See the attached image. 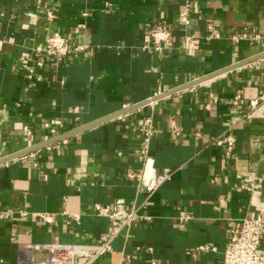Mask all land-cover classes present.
<instances>
[{"label":"crops","instance_id":"0c3cea01","mask_svg":"<svg viewBox=\"0 0 264 264\" xmlns=\"http://www.w3.org/2000/svg\"><path fill=\"white\" fill-rule=\"evenodd\" d=\"M157 26L171 33L159 52L144 47ZM53 32L84 50L57 65L43 54ZM257 35L264 0H0V264H45L34 244L97 243L111 222L95 206L116 199L151 220L95 264H224L230 229L264 198V182L242 188L264 176V105L242 121L232 104L264 91L263 66L246 63L264 52ZM188 36L200 39L192 53ZM213 75L150 103L159 88ZM52 121L61 122L54 137L100 123L47 144ZM225 132L236 139L231 159L214 144ZM143 151L149 174L173 172L149 199L129 177L145 168ZM179 210L192 219L179 222Z\"/></svg>","mask_w":264,"mask_h":264},{"label":"built area","instance_id":"2783aa9c","mask_svg":"<svg viewBox=\"0 0 264 264\" xmlns=\"http://www.w3.org/2000/svg\"><path fill=\"white\" fill-rule=\"evenodd\" d=\"M191 5L188 3L184 9L179 13V16L185 18L190 11ZM219 34H213L207 37L219 38ZM245 37H234L235 40H239ZM255 39L259 40L264 50V37L259 35L255 36ZM171 33L161 26L155 27L149 35L145 38V48L151 47L155 51H163L170 46ZM186 47L192 53L198 49L200 39L196 36H188L185 41ZM84 46H74L70 43L69 39L60 34L59 32H53L46 39L45 48L43 54L57 65L62 64L72 53H78L84 50ZM264 68V52L258 57L254 58L255 62ZM250 62V63H251ZM39 67H42L43 63L39 61L37 63ZM27 67V66H26ZM201 79H196L199 81ZM167 89L166 87L159 88L157 93L154 94L150 99V103L159 100L167 93L171 95L178 93L182 90L189 89L196 85ZM187 87V88H185ZM180 89V90H179ZM178 90V91H177ZM168 95V96H171ZM166 96V97H168ZM232 104L240 108L239 117L242 121H251L254 113L264 105V91L251 99H244L237 95L232 100ZM61 126L60 121H52L44 125V129L48 130L53 137L57 135V127ZM139 130L145 135L146 141L153 135L152 120L150 118H143L138 121ZM78 129H75L76 131ZM73 131H71L72 133ZM67 134V133H66ZM65 134V135H66ZM64 135V134H63ZM63 135L58 137H52V141L47 144H52L55 140L61 138ZM28 136L31 133L28 132ZM200 134L197 133L196 137ZM63 139H66L64 137ZM62 139V140H63ZM214 144L224 149L225 156L231 159L235 156L236 139L231 133L225 132L221 136L214 139ZM262 145L264 148V134L262 136ZM145 168L138 173H132L129 175L130 178L136 179L138 185L145 190L146 198L149 199L154 195L159 188L172 177L173 172L171 170H164L161 174L152 173L149 174L146 169L147 157L146 151L142 152ZM264 182V176H257L251 183L243 185L242 188L254 192L255 189L261 187ZM143 205H137L134 201L127 202L125 199H116L112 205H96L95 212L97 215L106 217L111 222V228L108 235H104L101 239L94 244H34L32 245V251L44 252L46 259L45 264H95L102 257L109 254L112 251V244L120 236H123L127 240L130 236V230L136 223L150 221L151 218L142 212ZM21 213V216H24ZM3 215L0 213V218ZM40 219L43 223L50 224L54 220V216L50 214H40ZM192 217L184 210H179L177 220L181 223H187ZM240 226L231 228L229 231V240L225 249L224 264H264V257L260 253V247L264 240V198L260 201L255 213L250 216L244 217L240 221ZM201 249H207V247H201ZM129 259V257H126Z\"/></svg>","mask_w":264,"mask_h":264},{"label":"water","instance_id":"95a60500","mask_svg":"<svg viewBox=\"0 0 264 264\" xmlns=\"http://www.w3.org/2000/svg\"><path fill=\"white\" fill-rule=\"evenodd\" d=\"M251 61H253V60H250V61H247L246 63H250ZM246 63H244V64H246ZM238 66H240V65H238ZM237 66H235V67H230V69H227V70H225V71H229V70H232V69H235ZM216 75H213V76H211V77H208V78H204V79H201V80H199V81H195L194 83H191L189 86H187V87H190L191 85H195V84H197V83H200V82H203V81H205V80H208V79H210V78H213V77H215ZM187 87H185V88H187ZM180 90V89H179ZM178 91V90H177ZM175 91H173V92H171V93H167L166 95H164L163 97H166V96H168V95H171L172 93H174ZM147 103H149V101H147L146 103H144V104H147ZM144 104H142V105H144ZM100 123V121H98V122H96V123H92L91 125H87V126H84V127H81L80 129H78V130H76V131H73L72 133H67L66 135H63L61 138H59V139H63L64 137H68V136H70V135H73V134H75V133H78V132H81V131H84V130H86V129H89V128H91V127H94L95 125H97V124H99ZM5 161H0V163H4Z\"/></svg>","mask_w":264,"mask_h":264}]
</instances>
